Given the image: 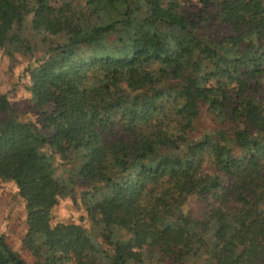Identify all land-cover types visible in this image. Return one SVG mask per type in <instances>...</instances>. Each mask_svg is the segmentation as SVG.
Masks as SVG:
<instances>
[{"label":"trees","instance_id":"obj_1","mask_svg":"<svg viewBox=\"0 0 264 264\" xmlns=\"http://www.w3.org/2000/svg\"><path fill=\"white\" fill-rule=\"evenodd\" d=\"M204 1L232 26L218 41L196 33L207 17L180 0H0V48L34 56L27 16L48 41L23 69L37 119L0 94V114L11 108L0 115V179L43 241L37 264L175 262L188 243L209 247L207 264H264V0ZM183 31L194 39L187 69L155 50L159 35ZM202 102L223 126L192 137ZM77 193L90 228L52 223ZM195 193L208 200L203 217L181 210L174 221ZM0 264L30 263L0 235Z\"/></svg>","mask_w":264,"mask_h":264},{"label":"rangeland","instance_id":"obj_2","mask_svg":"<svg viewBox=\"0 0 264 264\" xmlns=\"http://www.w3.org/2000/svg\"><path fill=\"white\" fill-rule=\"evenodd\" d=\"M185 9H191L203 17L200 26L196 30L201 36H208L214 41H218L223 36L231 32L232 26L228 23H222L216 20L215 9L210 4L205 5L204 0H180ZM84 0H49V3L56 8L79 7ZM20 31L34 44L33 54L31 56L18 49L11 51L7 47L0 48V94L6 93L11 103V108L16 109L20 118L24 120H36V109L30 101V94L27 90L28 76L24 75L23 69L28 61L33 60L43 54L47 40H42V35L32 33L29 28V16L23 21ZM156 52L168 55L176 59L183 68L190 66L194 53V39L187 31H183L174 37L163 34L157 37ZM11 108H4L2 115L10 114ZM0 114V115H1ZM219 122L214 120L209 113L208 104L202 102L197 118H195L189 135L197 137L206 130H212L222 127ZM72 151H68L66 158H73ZM67 161V160H66ZM58 172L64 174L60 163L57 164ZM215 169L214 165L206 159L202 164V170L211 172ZM78 193L74 198H62L52 210L51 222L71 221L80 223L90 228V219L88 218L83 204L78 200ZM207 200V199H206ZM203 200L198 193L189 195L182 205L172 210V219L175 221L181 210H184L195 217H203L207 208L208 200ZM0 235H2L9 247L16 251L30 264H37L39 261L47 258V251L43 241L27 232L26 211L24 203L17 195L15 185L4 182L0 179ZM207 244L210 245L212 236L209 231L204 232ZM208 246L202 244L188 243L183 247V256L177 261H148L147 264H207L210 254Z\"/></svg>","mask_w":264,"mask_h":264}]
</instances>
